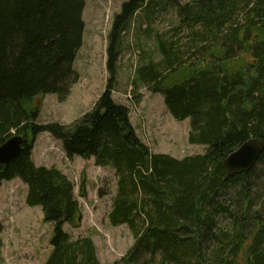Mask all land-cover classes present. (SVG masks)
<instances>
[{
  "label": "trees",
  "instance_id": "obj_1",
  "mask_svg": "<svg viewBox=\"0 0 264 264\" xmlns=\"http://www.w3.org/2000/svg\"><path fill=\"white\" fill-rule=\"evenodd\" d=\"M171 4L172 26L151 33L155 14ZM85 6L0 0V145L14 134L24 138L20 152L0 163V187L20 178L26 203L41 206L53 224L46 264H264V152L247 171L228 174L223 165L243 142H264V0L125 1L109 32L106 90L70 124L40 122L34 99L55 93L63 101L79 78ZM140 12L159 58L142 56L134 86L161 92L175 119L190 117L188 141L204 144V153L154 152L130 107L113 99L124 35ZM42 132L60 140L70 158L93 157L116 169L109 223L128 225L135 240L120 259L103 263L91 235L74 238L64 229L81 225L82 210L72 180L34 161ZM2 230L0 224V245Z\"/></svg>",
  "mask_w": 264,
  "mask_h": 264
},
{
  "label": "rangeland",
  "instance_id": "obj_2",
  "mask_svg": "<svg viewBox=\"0 0 264 264\" xmlns=\"http://www.w3.org/2000/svg\"><path fill=\"white\" fill-rule=\"evenodd\" d=\"M128 0H86L83 12L85 30L82 46L74 62L79 74L68 97L61 101L55 93L37 96L32 106H39L40 122L70 124L90 110L106 90L110 74L107 71V45L113 18ZM164 1V0H162ZM186 2L189 0H174ZM175 19L173 4L155 14L152 28L168 30ZM148 18L137 14L124 35L123 51L112 92L113 99L130 107L131 121L138 135L156 153L178 158L204 153V144L188 141L191 118L175 119L168 111L164 95L153 93L145 86H134L136 68L143 55L159 58L155 38L146 31ZM140 96L138 102L135 96ZM32 156L37 165L56 166L74 183L75 194L82 210L81 225L65 224L74 238L91 235L103 263L120 259L134 244L128 225L113 226L108 212L117 190V172L113 166H102L95 159L67 156L62 142L48 132H42L34 142ZM264 164H259V169ZM264 189V176L260 177ZM82 186L86 195L81 194ZM102 190V193L100 192ZM27 185L20 178L4 180L0 187V224L2 244L0 264H46L51 252L53 224L44 221L41 206L26 203Z\"/></svg>",
  "mask_w": 264,
  "mask_h": 264
},
{
  "label": "water",
  "instance_id": "obj_3",
  "mask_svg": "<svg viewBox=\"0 0 264 264\" xmlns=\"http://www.w3.org/2000/svg\"><path fill=\"white\" fill-rule=\"evenodd\" d=\"M24 138L14 134L0 145V163L6 164L23 148ZM264 152V142L258 138H251L243 142L223 162L228 174H235L250 170Z\"/></svg>",
  "mask_w": 264,
  "mask_h": 264
}]
</instances>
